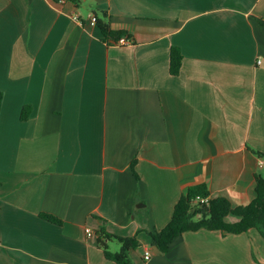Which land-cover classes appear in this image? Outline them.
<instances>
[{"label":"crops","instance_id":"1","mask_svg":"<svg viewBox=\"0 0 264 264\" xmlns=\"http://www.w3.org/2000/svg\"><path fill=\"white\" fill-rule=\"evenodd\" d=\"M0 95V264H115L100 231L135 238L130 264H264L253 229L182 233L160 255L148 235L189 187L255 197L264 0H0Z\"/></svg>","mask_w":264,"mask_h":264},{"label":"trees","instance_id":"2","mask_svg":"<svg viewBox=\"0 0 264 264\" xmlns=\"http://www.w3.org/2000/svg\"><path fill=\"white\" fill-rule=\"evenodd\" d=\"M77 3V0H72ZM106 15L101 14L96 19L95 26L101 31L103 37H113L118 39L122 33L112 32L107 24ZM182 56L176 47H172L169 53V73L177 75L180 69ZM1 106V95H0ZM30 108L24 107L21 119L25 121ZM258 157L264 159V153H257ZM255 197L246 206L231 207L224 198H209V193L205 184L189 187L182 194L174 206L170 221L160 230L148 232L152 246L157 247L161 253H166L170 244L178 235L186 232H195L200 229L209 231H219L224 234H241L249 230H256L264 238V175L256 174ZM207 199L206 204H201L198 200ZM233 215L238 218L236 222L228 223L225 218ZM41 218L52 222L59 221L47 214H41ZM98 245L105 247V240H116L120 243V249L116 253H110L104 249L106 258L114 261L115 264H130L128 252L135 249L137 242L135 238H121L110 236L103 231L99 232Z\"/></svg>","mask_w":264,"mask_h":264},{"label":"built area","instance_id":"3","mask_svg":"<svg viewBox=\"0 0 264 264\" xmlns=\"http://www.w3.org/2000/svg\"><path fill=\"white\" fill-rule=\"evenodd\" d=\"M95 23H96V18H95V16H91L90 17V24L91 25H95ZM117 44H119V45H127V44H129V41L125 38V37H121V38H119L118 40H117ZM259 164L260 165H262V164H264V161H262V160H260L259 161ZM201 204H206L207 203V199H201V200H198ZM86 234L88 235V236H90L91 235V232L88 230V229H86ZM149 258V252H145V254H144V259L145 260H147Z\"/></svg>","mask_w":264,"mask_h":264},{"label":"water","instance_id":"4","mask_svg":"<svg viewBox=\"0 0 264 264\" xmlns=\"http://www.w3.org/2000/svg\"><path fill=\"white\" fill-rule=\"evenodd\" d=\"M152 251L155 253V254H157V255H160L161 254V252L157 249V247H155V246H152Z\"/></svg>","mask_w":264,"mask_h":264}]
</instances>
